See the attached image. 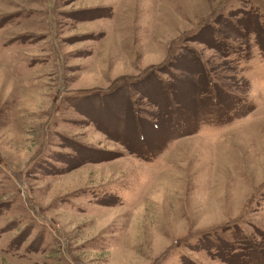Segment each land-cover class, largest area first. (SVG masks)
<instances>
[{
  "label": "rangeland",
  "instance_id": "1",
  "mask_svg": "<svg viewBox=\"0 0 264 264\" xmlns=\"http://www.w3.org/2000/svg\"><path fill=\"white\" fill-rule=\"evenodd\" d=\"M0 264H264V0H0Z\"/></svg>",
  "mask_w": 264,
  "mask_h": 264
},
{
  "label": "trees",
  "instance_id": "2",
  "mask_svg": "<svg viewBox=\"0 0 264 264\" xmlns=\"http://www.w3.org/2000/svg\"><path fill=\"white\" fill-rule=\"evenodd\" d=\"M224 121H226V120H224ZM228 121H230V120L228 119ZM220 122H222V121H220Z\"/></svg>",
  "mask_w": 264,
  "mask_h": 264
}]
</instances>
